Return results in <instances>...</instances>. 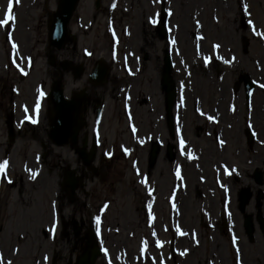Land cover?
Returning a JSON list of instances; mask_svg holds the SVG:
<instances>
[{
    "label": "rangeland",
    "instance_id": "rangeland-1",
    "mask_svg": "<svg viewBox=\"0 0 264 264\" xmlns=\"http://www.w3.org/2000/svg\"><path fill=\"white\" fill-rule=\"evenodd\" d=\"M31 1L33 0H23L22 2L18 14L21 23L19 22V32L16 35L18 41H21L20 45L28 42L29 48L26 52L31 53L32 57L27 58V61H34L33 67L24 78L19 76L20 72L11 64L10 55L14 53V49L5 39L4 27H0L1 164L7 159L10 148L7 141L6 115H9L11 112L13 106L11 102L12 97H14V101H18L19 103L24 100L32 102L35 95V88L44 84L45 87L49 89L50 78H54L55 72H57L54 67L49 66L47 52H44L49 50L47 46L48 16L50 12L56 8L57 0H43L45 3L39 5H35L33 2V5H31ZM108 1L109 0H103V8H106ZM219 1L224 2V0ZM141 2H145L148 9L142 12L138 3L140 15L136 13V20L139 18L136 24L143 25L144 29H150V26L146 22V16L152 13L153 9L150 7V0H140V3ZM93 3L94 0H82L79 13H84L85 15L86 12L91 13L92 10L94 11ZM238 3L239 0H229V4H231L230 9L224 14L219 12L217 7L211 5L210 2L205 3L204 1H199L196 5L200 16L196 14L198 10L194 8L188 10V19L191 25H194V20H200L203 23L204 29H197L198 33L205 37H202V41H200L202 43L200 47H205L203 52L210 53L213 49H216L218 56L220 55L227 60L229 56L231 67L227 72L224 70V67L218 63L220 71H217V58L214 57L213 64L208 68V66L204 65L201 54L193 48V45L191 46L192 51L188 61L192 67H197V75L203 82L200 86L202 90L195 91L196 93L190 95L187 94L189 106L188 119L192 118L197 120V126L200 127L203 132L202 137L199 138L200 140L203 139L201 140L203 142L202 146L205 148L209 147L210 149L212 145L215 146V150H217L208 160L204 159L203 162H200L202 165L201 172H198L199 169L195 170V172L192 173L194 175L191 177V181L194 180L195 183L200 184V175L203 177L209 170L211 171L208 183L210 182L214 185L217 194L215 195L217 196V199L215 197L216 202L211 210L216 212L217 218L214 212H212L215 219H200L207 206V201H204L201 197L197 199L196 194L195 196L193 195L194 187L192 188L190 186L191 191L189 192V200L191 201V210L187 216H182L183 218L185 217V220L182 218L183 225L186 231H189V234L186 235L182 244L178 246V249L188 252L186 256L181 258L179 255L175 254L174 259H172L167 247V226H169L171 217L175 218V213H169L166 202L171 180L163 184L151 181L157 186L155 196L153 197L157 206L156 212L154 216H152L153 220H155V224H152L149 222L146 208L143 209L147 185L145 183H137L136 178L135 184L132 171L129 168V162L119 159V148L117 149L116 147L129 133L127 132V120L123 111V101L122 97L119 95L118 85L122 80H126L129 81L133 87L134 79L129 78L124 73L122 67L119 68V66H117L114 69L112 77L111 75L109 77L110 81L113 77L114 80L107 84L105 88L91 92L92 96L94 92H98L108 99L104 116L99 123L103 137V147L99 148L98 155L102 156L101 151L103 148H110V150L116 148L113 162H103L105 165L102 163L100 172L95 175L92 171L87 169L80 158H77L78 155L70 143L63 146L53 144L47 131V129H49V111L47 110L49 104H47L42 123L37 126L34 131L24 133L23 136L17 140L18 149L12 150V156L10 155L11 157H8L12 162L11 168L16 176V181L13 185L4 186L1 190L0 257L4 260H10L12 264H35L36 261H41L44 254L48 255L50 258L53 257L54 250L59 247L60 251H58V254L60 259H62L60 264H75L82 256L84 248H87L89 240L87 232L91 227L90 217L92 216V219H94L93 215H101V213L97 211L100 201L102 200L103 202L104 199H108L111 205L109 210L103 215L106 225L104 230H102L103 237L101 238L103 240V246L108 250V256L106 257L104 253L103 256L97 258L95 264H106L108 260H111L114 264H175L176 261L182 264H210V262L215 263V258L224 259L223 261L227 262V264H236L235 253L233 251V246H231L232 240L225 227L226 224L221 220L224 211L223 199L226 195L232 193L237 202L235 206L233 203V210L234 219L236 221L235 229L238 234L237 236H240V246H242L241 251L245 254L244 257L253 262V264H264V229L256 223L254 239L250 240L247 237L242 224V215L238 211L237 199L239 191L244 187L247 188L250 186L253 199L249 205L251 210L250 207H246L247 213L251 214L254 219H256L255 216L258 215L259 212H261L264 217V173L262 174V184H259L255 180L254 174L256 169L261 168L258 166L259 163L254 159V155L260 153V151L264 153V142L257 143L255 138V140L249 144L246 138V131L250 127L247 124L249 120L251 123L253 122L255 131L257 130L259 132L260 139L264 141V135L260 127L261 122L264 123V107L257 121L254 101L255 99L257 100V98L264 101V89L259 87V81L264 83V79L262 78L264 74V61L258 55V51L260 53L264 52V0H259V3H256V8H258L257 12L253 9L252 1L250 2L249 11L246 12L241 11ZM214 12H217V15L220 17L219 22H215L213 19ZM248 12L251 13L250 17L247 15ZM102 18V15H99L98 22H101ZM249 20L252 21L251 25L248 23ZM101 26L102 24L99 26L95 24L92 32L89 34V38L93 40L92 42L95 49H101L100 46L104 45L109 49L110 41L101 35ZM191 31L192 29H190V32ZM257 32L261 33V35H257ZM22 33L28 38L24 39ZM193 33L194 29L191 32V38H193ZM157 37L159 36L157 35ZM245 38L248 39V51L246 54L243 52ZM158 39L156 40V45L159 49H157V47L156 49L160 54L161 48ZM214 43L220 44L221 47H214ZM82 44L86 43L82 42L79 45L77 57L79 61H81L79 53L82 55L80 50ZM16 45H18V42H16ZM57 54H59L60 59L68 58L70 55L69 50L66 49L59 51V53L57 52ZM98 54L99 52H96V55ZM94 58L91 60L93 61ZM87 62L90 63L91 61L88 60ZM90 64L89 69L93 65L92 63ZM149 66V62L144 61V69L139 76L147 74ZM205 69H207L206 72ZM249 69L256 72V75L252 74L253 71L249 73L254 76V80L259 84H257L256 90L252 95L253 102H250V106L246 103L243 88L240 90L242 85L240 87L236 86L239 75L243 72L247 73ZM223 75L224 80H221ZM209 78H211L212 83L209 81ZM141 79L139 90L142 89V87L144 88L147 83L146 77L144 80ZM87 83L86 75L81 79L75 80L72 78V84L69 83L68 76L65 89L66 94H69L70 87L75 89ZM13 84L14 89L18 90V94L15 92L14 96L11 93V85ZM225 84L227 96L224 98V103H228L230 97L235 99V102L232 103L236 106V114H232L233 116H231L229 120H222L221 123H208L205 121V119H207L206 114L210 113L214 108L221 107L220 99L222 98V94L220 90L225 88ZM188 93H191V90H189ZM232 93L235 95H232ZM240 93L242 95L241 97ZM198 99L200 104H198V108H200L198 111L202 114V118L198 116V111L196 113L194 110L195 102ZM227 106L228 104H225V110ZM201 109H203V111ZM136 110L137 114H134L142 135L151 133L157 137H164V139L168 138V135L165 133L162 134L157 132L160 126H162V122L157 125V119L163 114V106L159 94L158 96L154 94L151 85H149L146 90L143 89L139 102L136 104ZM239 111H241L240 114ZM17 113L20 114L21 111L19 110ZM152 120H154L156 124H152ZM92 123L93 115H90L88 121L89 129H91ZM188 129H191V127ZM212 129L213 131H218L217 133H220V135L222 134L223 138L227 137L229 139L228 145L225 148L219 149L215 139L213 137H208L207 133L209 131L211 132ZM190 135L192 136V134ZM84 138L85 134L79 143L80 146ZM239 140H241L240 144H238ZM42 148L46 152L44 157V168H42L44 174L36 181L30 182L27 180L26 183V178L30 175H26L22 171L21 165L23 162L27 161L28 167H36L34 159L35 156H37V152L42 151ZM145 149H147V146L143 148L139 147L137 151L139 166L143 172H147V168H149L148 152H146ZM252 149H254L253 153ZM87 150H89V148H87ZM164 152H166L165 147L162 152L163 158ZM249 152H251V154ZM54 153L59 154L55 155ZM223 153L226 154L225 157ZM205 154L206 153H203L202 157H204ZM249 154L251 159L248 158ZM68 158H71V160L66 162ZM99 162L100 160H98V163ZM256 162L258 165H256ZM221 163H226L227 166L219 168V164ZM191 166L193 167V164H191ZM232 166H234L233 172L229 170ZM72 168H75L74 175L77 177L80 176L79 171L85 169L88 172L87 178L85 179V187L82 190L78 189L76 191L73 200L70 194H67L64 189L62 190L60 200L62 203L61 213L63 215V220L68 223V226H64L66 232L65 230L61 231L60 228L56 241L53 242L47 237L44 231L46 223L51 220L49 200L53 198L56 187L55 183L57 181L56 176H58L57 173H61L64 178L66 173ZM167 169L169 170V166L164 158L161 162L158 161L154 171L153 168L150 170L148 169V171L152 173L153 179H156L154 176L156 175L162 182L163 177L160 175V172H162L163 175ZM260 170L262 171L263 169ZM214 171L220 173V179L224 184L221 182H214ZM187 173H189L188 170ZM233 173H236L237 176L233 177ZM189 175H187V177H189ZM226 176L230 179H227ZM21 177L23 182L20 181L22 180ZM250 183L254 184L255 187L253 188ZM202 189L206 191L207 187H202ZM140 194H143L144 197ZM147 198L149 199V197ZM257 199L259 200L260 206L256 201ZM160 206H162V209L159 208ZM47 213L49 216L46 215ZM202 217H204V215H202ZM214 221L216 222L217 228L216 226L213 227ZM173 223L174 222L171 223L170 227L175 233V225L173 228ZM192 230H197L198 233H191ZM153 231L156 232L155 237L152 236ZM217 238L223 241V247H221V249H217V246L214 244ZM156 239H159L162 243V246L159 248L155 246ZM144 241L148 242L146 249H144ZM142 249H144V251H142ZM223 250L224 253H222ZM245 252H248V254ZM142 253H145L146 257H144ZM213 254L215 256H213ZM152 255L155 257L154 261L150 260V256ZM251 258L255 259V263Z\"/></svg>",
    "mask_w": 264,
    "mask_h": 264
},
{
    "label": "flooded vegetation",
    "instance_id": "flooded-vegetation-1",
    "mask_svg": "<svg viewBox=\"0 0 264 264\" xmlns=\"http://www.w3.org/2000/svg\"><path fill=\"white\" fill-rule=\"evenodd\" d=\"M137 5H138V1L132 0L130 1L129 5H128V10H129V14L126 16H123L122 12L119 11L117 9V7L114 8H103L101 15L105 17L106 20H108V22L112 23L111 27L112 30H115L117 28L118 32H120L123 37L125 38L124 41H122V46H123V53H126V51L129 52L130 54V58H129V62H131V65L134 64L136 61L139 62V68L141 70L144 69V61L149 62L150 66H149V71L147 70V74L146 75H142L139 76L138 79L135 80L133 82L134 87L132 92H127L126 96L130 97V95H134V97L137 98V100L139 101L140 98V91H139V84H140V79L144 80V78L146 77V84L145 87H142V91L143 89L146 90L147 87L149 85L152 86L153 90H154V94L156 96H158L159 94V98L161 99L162 102V106H163V114H162V126H160L159 131L162 134H166L168 135V138L164 139V137L162 138L165 144V148H166V152H164V158L166 159L168 166H169V170L167 169L165 174L162 175V172H160V175L163 177V181L161 182L158 179V176L154 175L155 178L157 179H153L152 177V173H150L148 171V169H152L153 171L156 167V164L158 163V161L161 162L163 158V149L156 161V163H154L153 166L147 168V172H143L141 167L139 166V160L137 162L138 164V168H139V174L136 178V173H137V167L136 165L133 167L130 166L129 164V168L132 171V175L134 178V182L136 184V180L137 183L143 184L141 183L142 180L146 181V185L147 187L149 186L151 188V196H149L150 201L152 202V209L153 211L156 210L157 206L155 204V201L153 200V197L155 196L156 193V189L157 186L154 183H158V184H163L164 182H168L169 180H171V185H170V189H169V193L167 195L166 198V202H167V207L169 210L170 214H173L174 212V207H173V201L172 199H177V203H176V207H175V218L170 219L169 222V226L168 229L171 228L170 225L172 222H175L176 227L180 228L181 232L185 233L187 232L184 225H183V218L182 216L185 215L187 216L188 214L186 213V207L187 205V201L190 202L188 194L187 193V188L184 190L183 188V183L184 182H189L191 181V177L194 175L192 173L195 172V170L199 169V166L201 167V161L203 162L204 159L208 160L211 156L214 155L213 150H215V146H210L206 149L205 152L203 150V142L201 140L203 139H199L202 137V131L201 128L198 126H194L193 124H189L190 118L188 119V109L189 107L183 105V104H179L178 102L180 101V97L179 95L181 94V90L180 87H183L184 85L187 84V76L184 72V62L182 60V58H177L175 60V68H174V79L176 82V87H177V94H178V98L176 100V104L173 107V118H174V122H173V126L172 129H170V124H169V115L168 112L166 110V101H167V97H166V87L164 86L163 80H162V70L164 67V54L166 52L167 48H161L160 49V54L158 53L159 49L156 45V40L158 39L159 41H164L161 38L165 39L160 30L158 29L157 25H154V27H150V29H144L141 28L140 25H137L136 22V11H137ZM150 7L152 9L155 8L154 3H152L150 5ZM149 7V8H150ZM102 6L99 7L96 10V13L94 15H91L90 13H87L84 15V13H79V11L76 13V15L74 16L72 22H73V30L74 32L79 31L78 33L75 34V38L74 41L72 43V45L69 47V61L71 62V70L68 73V75L70 76V83H72V78L75 79L73 77L72 74V63L74 64V66H78V65H82V67H84L85 71L87 72V67H89V63L87 62L88 56L84 53H82V55L79 53V56L81 58V61L77 60L78 57V52H79V43L82 40L84 43L89 44L90 46H92V41H88L87 37L89 36V29L91 28V24L96 23L98 26L101 25L102 22H98V15L100 14V10H101ZM148 9V8H147ZM147 9H145L143 12H145ZM152 13H149L148 15H152ZM140 15V13H139ZM120 18V19H117ZM109 23V24H110ZM106 31V30H105ZM157 35L159 37H157ZM157 47V49H156ZM144 60V61H143ZM135 66V65H134ZM59 66H57V69H55L56 71L59 70ZM145 69H146V65H145ZM110 77V76H109ZM108 77V79H109ZM118 77V76H117ZM114 79V78H113ZM88 80V79H87ZM111 81H107L104 84H94L92 82L88 81V85L85 84L82 87H78L75 89L70 90V96L73 99H80L81 100V105L78 111L79 117L82 120V129L79 131V136H78V140L75 144H72V148L76 151L77 153V158H80L82 160V158L79 155V151L80 150H85L86 149V154H89V150H87V148H89L90 145V138L94 135V132H92L89 127H88V121L90 118V115H93L94 117L96 116V112L98 110V108L100 107V105H102V96L103 94L98 93V92H94L93 96L91 95V92L94 90H98L101 88H105L107 84H109ZM130 83L129 81L126 80H122L121 83H119L120 87L121 86H125L126 84ZM87 85V86H86ZM227 117L226 119L229 120L231 118V113H230V102L227 103ZM14 109V108H12ZM11 109V111H12ZM197 122V120H196ZM152 124H156V122L154 120H152ZM193 127V129H188L189 125ZM13 126H14V140L13 142L9 143V147L10 149H12L13 151L18 149L17 146V140L19 138H21L23 136L24 133L28 132L29 130L32 129V131H34V129H36V127L33 128L28 127V123L27 121L23 120L20 114H15L14 115V119H13ZM177 128L180 129V135H177ZM48 131V130H47ZM85 134V138L83 139L82 145L80 146V142L83 138V135ZM192 134V136L190 135ZM213 137H217V135H213ZM180 138H183L185 141V151L183 154H181V149L179 147V140ZM192 138V142L191 139ZM206 138V137H205ZM207 139V138H206ZM227 143L229 142V139L226 137L225 138ZM218 141V140H217ZM22 142V140H21ZM130 140L127 139L126 143L129 144ZM208 142V141H206ZM85 144V146H84ZM189 144L193 145L192 146V150L190 151L189 155L188 154V150H189ZM88 146V147H86ZM15 147V148H14ZM225 148V147H224ZM44 150V149H43ZM206 153L204 157L203 153ZM44 153L46 154V152L44 151ZM55 155H58L59 153H54ZM197 155L199 154L198 159L193 158L192 159V163L193 167L191 170V174L189 175V177H187V166L190 160V157H193V155ZM223 156L225 157L226 154L223 153ZM69 160H71V158H68L66 160V162H68ZM78 160V159H77ZM103 162L102 157L100 158V162H99V172L101 170V165ZM83 163V160H82ZM108 163H112V162H108ZM84 164V163H83ZM103 165H105V163H103ZM179 167L180 169V177H177L176 175V171L177 168ZM75 169V168H72ZM70 169V170H72ZM88 169V168H87ZM89 170V169H88ZM79 171V169H78ZM87 174L88 172L84 169L83 171H79V175L82 177V181H84V184L81 185L80 189L82 190L85 187V179L87 178ZM58 176L57 177V181L55 183V193L58 196V198L61 200V194H62V190L64 189L65 192L67 194H70V196L72 197V194L70 192H68V190L66 189V187L63 186V188L61 187L62 181H63V175L61 173H57ZM136 178V180H135ZM156 180V181H155ZM154 183H152V182ZM192 182H194V180H192ZM199 194V196H198ZM144 197L143 194H140ZM202 196V194L200 193V191H198V193L196 194V198H200ZM147 198V195H146ZM232 202L230 203V206L232 207V215L234 218V206L236 203V199L235 197H231L230 199ZM104 201V200H103ZM102 203V200L100 201ZM234 203V206H233ZM49 206L51 208V204L49 202ZM159 208L162 209V206H160ZM156 212V211H155ZM168 212V211H167ZM47 216L48 213L46 214ZM195 216V215H194ZM193 216V217H194ZM257 216V215H256ZM51 220H52V208H51ZM49 218V217H48ZM183 218V219H182ZM202 218V217H200ZM257 218V217H256ZM51 220L49 222L46 223L45 226H50L51 225ZM185 220V219H184ZM234 222L235 219H234ZM258 224V222H256ZM242 224H243V220H242ZM64 226H66L65 224H63ZM236 225L234 226L235 229ZM236 230V229H235ZM45 233L48 234V231L45 230ZM179 236L177 237V241L174 242V239L169 240V249L171 252H173L175 250V245H181L182 242L184 241L185 236L181 235L178 232ZM91 246V242L88 243V247ZM177 264H182L181 262L177 263Z\"/></svg>",
    "mask_w": 264,
    "mask_h": 264
},
{
    "label": "water",
    "instance_id": "water-1",
    "mask_svg": "<svg viewBox=\"0 0 264 264\" xmlns=\"http://www.w3.org/2000/svg\"><path fill=\"white\" fill-rule=\"evenodd\" d=\"M78 0H60L59 9L55 14V22L51 27V41L54 45L60 47L67 39L68 34V22L72 16V12L76 6ZM246 86L248 88V92L252 90L253 86L250 84L248 78H245ZM249 92V94H250ZM52 101L55 105V110L57 111V120L53 123V130L56 132H65L61 135L62 139H60V143H62L69 135L72 136V102L68 103L65 101L63 96V90L60 87V83L57 82L52 93ZM65 138V139H64ZM250 195L243 198L244 208L245 203L249 200ZM248 228L252 230V224L248 222ZM99 250L94 247L88 256L83 257L79 264H94L95 259L98 257Z\"/></svg>",
    "mask_w": 264,
    "mask_h": 264
},
{
    "label": "snow or ice",
    "instance_id": "snow-or-ice-1",
    "mask_svg": "<svg viewBox=\"0 0 264 264\" xmlns=\"http://www.w3.org/2000/svg\"><path fill=\"white\" fill-rule=\"evenodd\" d=\"M13 2L18 4L20 2V0H9L8 6H7L8 10H7L6 14H5V17H4L3 20H0V27L9 25L10 22H14L15 16H14L13 11H12ZM113 7H115V5H113ZM243 8H244V11L246 12L247 11V5H244ZM152 22L156 23L155 20H153ZM160 22H163V17L162 16H161V21ZM248 23L251 25L252 21L249 20ZM256 34L257 35H261V33H259V32H257ZM11 38H12L11 37V33H9L8 34V39L11 40ZM16 47H17V45L15 43H13L12 44V48L15 49ZM214 47L219 48L220 46L219 45H215ZM86 54L91 55V53H86ZM15 62L16 61L14 60L13 63H15ZM224 63H230V61L229 60H225ZM259 87L260 88H264V84H260ZM44 95H45V93L42 90H39V98L35 102V109H34V111L37 114V116L39 115V112H40V109H41L40 100L43 99ZM28 112H29V109L27 107H25L24 108V113H25L24 119L26 121L31 122L32 124L37 123V119H35L31 115H28ZM208 119L211 120L212 117H208ZM249 126L251 127V125H249ZM132 131H133V133H135L136 129L133 128ZM177 135L178 136L180 135V129L179 128H177ZM141 143H143V141H141ZM179 147L181 149V154H183L184 151H185V141H184L183 138H180V140H179ZM123 151L125 153H127L128 149L124 148ZM106 155H111V154L110 153H106ZM7 166H8V161L7 160H5L2 164H0V174L5 173V170H6ZM37 175H38V173L32 172L33 178H35V176H37ZM176 175H177V177H180V169H179V167L177 168ZM9 182H11V181H9ZM141 183H146V181L142 180ZM149 196H151V191H149ZM174 206L175 205H173V207ZM146 207L150 210L152 208V205L151 204H147ZM51 208H52V220H51V227H50L49 232L53 236V238H55V232H56V229L59 226L60 216H59V212L57 210L56 203L54 201H53V203L51 205ZM107 208H108V205L104 204L102 206L101 210H106ZM148 219L150 221L153 219L150 211H149ZM94 221H95V225H96V234H97V236H100V234H101V216L99 214L97 216H95L94 217ZM176 231L179 232L181 235H185L186 234V233L181 232L179 227L176 229ZM152 236L153 237L156 236V232L155 231L152 232ZM232 242H233V244L236 243V236L235 235H233V237H232ZM143 244H144V249H146L148 242L144 241ZM155 246L158 247V248L162 246V243H161V241L159 239L155 240ZM144 249H142V251H144ZM103 251L105 253V256L107 257L108 256V250L106 248H104ZM181 254H183V253H181ZM237 254H239V249L238 248H237ZM44 260H45V262H47V257L46 256L44 257ZM0 264H2V257H0ZM8 264H11V262H8ZM109 264H111V260H109Z\"/></svg>",
    "mask_w": 264,
    "mask_h": 264
},
{
    "label": "bare ground",
    "instance_id": "bare-ground-1",
    "mask_svg": "<svg viewBox=\"0 0 264 264\" xmlns=\"http://www.w3.org/2000/svg\"><path fill=\"white\" fill-rule=\"evenodd\" d=\"M195 0H189L188 1V3H187V6H189V5H192V4H196L199 0H196V2H194ZM205 1V0H204ZM207 1V0H206ZM252 1V3H253V9H255V12H257L258 11V8H256L257 7V5H256V3H259V0H251ZM250 1V2H251ZM219 5L221 6V8H222V10H221V8L220 7H217V9H218V11L219 12H221L222 14H224V13H227L228 12V10L230 9V6H225V5H223V4H221V3H219ZM241 5H240V3H239V7H240ZM195 10H198L197 9V7H195ZM185 13H186V10L184 11V15H183V18H180V24H181V27L179 28V36H180V39H181V43L184 45V49H185V53L187 54V56H189L190 55V53H191V51H192V48H191V46H192V44H191V39L187 36V30H188V28L190 27V28H193L192 26H191V23L188 21V19H186V17H185ZM208 27H210V26H208ZM220 30V29H219ZM264 30V29H263ZM193 43V42H192ZM161 47H162V44H161ZM258 55L263 59V61H264V52H259L258 51ZM245 59V58H244ZM253 71V75H256V72L254 71V70H252V69H249L248 70V73L249 72H252ZM252 74H249L251 77H253L254 78V76L252 75ZM262 78L264 79V74H263V76H262ZM198 81V83H197V87H200V84L203 82L202 80H197ZM220 93L222 94V98L220 99V105H221V107L219 108V113L222 115V117H223V120L227 117V111L225 110V103H224V101H223V99L227 96V89H226V84H225V88H222L221 90H220ZM242 95H241V93H240V97H241ZM264 107V101L263 100H259L258 98H257V100L255 99V114H256V119H257V121L259 120V118H260V114H261V110H262V108ZM240 112L241 111H239V114H240ZM260 127H261V129H262V134L264 135V123H262L261 122V124H260ZM264 137V136H263ZM241 143V140H239L238 141V144H240ZM249 159H251L250 157H249ZM258 160H259V163L261 164V165H264V154L263 153H261V154H259V157H258ZM250 185L251 186H253V187H255V185L254 184H251L250 183ZM195 187H196V190L198 191V189L199 188H202V187H204L203 185H202V187L201 186H199V185H195ZM209 206L213 209V206H214V200L213 199H209ZM187 203V207H186V213L188 214L189 212H190V202H186ZM250 210H251V207H250ZM215 217H216V215H215ZM208 244V243H207ZM215 244H216V248L217 249H221V247H223V241L222 240H220L219 238H217L216 239V241H215ZM58 251H60V248L58 247V248H56V253H55V259H54V264H60L61 263V261H62V259H60V257H59V254H58ZM222 253H224V250L222 251ZM245 253H247L248 254V252H245ZM218 255V254H217ZM245 255V254H244ZM223 256V255H222ZM245 258V257H244ZM216 259V264H227V262H224L223 260H221V259H219V258H215ZM251 259H253L254 260V263H255V259L254 258H251ZM245 261H246V264H253V262H251V261H249L248 259H246L245 258ZM63 263V262H62Z\"/></svg>",
    "mask_w": 264,
    "mask_h": 264
}]
</instances>
